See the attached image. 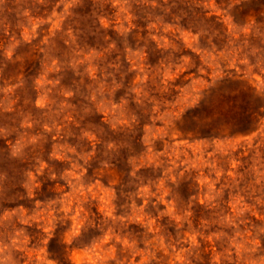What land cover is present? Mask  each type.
I'll list each match as a JSON object with an SVG mask.
<instances>
[{"label":"rangeland","instance_id":"1","mask_svg":"<svg viewBox=\"0 0 264 264\" xmlns=\"http://www.w3.org/2000/svg\"><path fill=\"white\" fill-rule=\"evenodd\" d=\"M247 86L264 0H0V264H264Z\"/></svg>","mask_w":264,"mask_h":264},{"label":"trees","instance_id":"2","mask_svg":"<svg viewBox=\"0 0 264 264\" xmlns=\"http://www.w3.org/2000/svg\"><path fill=\"white\" fill-rule=\"evenodd\" d=\"M243 95L245 96V98L248 97L249 100V107L248 108H244L242 107V109L239 111L238 110V114L240 115V119L236 120L232 122V125L234 127H238V131H245L243 130L246 128V131H252L254 130V128H256L263 116L262 113V109L264 107V103L263 104H252V103H259V101L261 102V100L264 99L263 94L257 92L255 89H253L251 86H247L245 89H243ZM236 97H238V95H235V103L233 105L234 107H237V100ZM251 101V102H250ZM253 101V102H252ZM252 105V106H251ZM221 118H219L218 120H213V121H206V126H205V130H203L204 133H207L205 135H210V136H215V132H217L220 129V125L221 122H219ZM230 123V122H228ZM242 129V130H241Z\"/></svg>","mask_w":264,"mask_h":264}]
</instances>
